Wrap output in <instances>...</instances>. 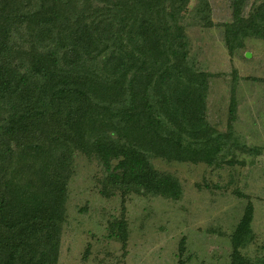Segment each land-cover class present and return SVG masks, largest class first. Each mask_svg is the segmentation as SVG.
I'll list each match as a JSON object with an SVG mask.
<instances>
[{
  "label": "trees",
  "instance_id": "trees-1",
  "mask_svg": "<svg viewBox=\"0 0 264 264\" xmlns=\"http://www.w3.org/2000/svg\"><path fill=\"white\" fill-rule=\"evenodd\" d=\"M246 1L231 0L229 49L264 39V1L245 18ZM187 3L0 0V172L13 173L0 186V264H43L56 252L75 151L124 192L174 200L180 183L151 158L217 162L231 131L204 119L207 74L188 57L179 24ZM192 12L194 25L211 24L208 0ZM252 214L248 203L231 264H251L238 248ZM116 224L125 241L124 220Z\"/></svg>",
  "mask_w": 264,
  "mask_h": 264
},
{
  "label": "rangeland",
  "instance_id": "rangeland-1",
  "mask_svg": "<svg viewBox=\"0 0 264 264\" xmlns=\"http://www.w3.org/2000/svg\"><path fill=\"white\" fill-rule=\"evenodd\" d=\"M263 1L247 0L242 15ZM208 2L210 25L193 24L196 0H188L179 24L188 57L207 74L204 119L218 132L231 131L228 146L212 165L151 158L180 183L177 200L124 192L106 182L95 157L75 151L57 249L43 264H231V237L248 203L251 233L239 255L264 264V39L241 38L229 49L231 0ZM9 172H0V186ZM121 220L125 241L116 224Z\"/></svg>",
  "mask_w": 264,
  "mask_h": 264
}]
</instances>
